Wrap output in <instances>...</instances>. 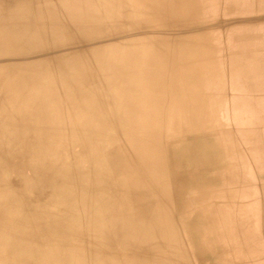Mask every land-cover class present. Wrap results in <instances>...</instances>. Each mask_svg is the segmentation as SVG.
<instances>
[{
  "label": "rangeland",
  "instance_id": "1",
  "mask_svg": "<svg viewBox=\"0 0 264 264\" xmlns=\"http://www.w3.org/2000/svg\"><path fill=\"white\" fill-rule=\"evenodd\" d=\"M82 1L0 0V224L2 228L16 229L11 231L14 234L9 235L10 240L1 239L4 242L0 241V250L5 244L19 247L12 252L15 264H37L27 253L33 243H24V239L40 238V242L46 240L50 246L57 245L58 237H52L47 227L42 226L34 234L35 226L41 221L56 220L58 223H54L62 232L60 237H66L75 219L82 218L84 222L105 216L102 219H126L127 222L135 219L138 206L151 199L150 190L141 196L135 187L141 180L149 179V174L145 175L146 167L141 177L135 170L141 165L138 155L144 145L148 148L147 156L154 155L150 147L151 129L163 128L159 117L162 115L165 119L167 108L162 107L167 104L166 93L171 92V87L165 91L163 69V75L159 72L161 78L148 86L145 104L146 108L151 107L152 115L160 105L157 117L152 118V123L150 119L142 123L138 118L139 106L145 100L138 87L135 44L150 35L173 46L171 62L176 61L177 52L182 50L184 65L195 67L199 79L195 89H200V108L204 110L203 114L197 110V122L201 125H197V131L202 134L211 128L215 132L230 116L236 125L248 127L239 130L237 135L248 143L255 169L264 167L261 140L264 104L251 106L242 102L241 99L249 96H238L235 88L240 75L260 74L264 80V33L255 36L257 44L252 41L253 48L245 42L250 26L264 22L254 11L264 8V0H136V5L147 7L138 16L134 14V0ZM22 27H26L25 31ZM125 48L129 50L128 58L123 57ZM146 57L143 55V64ZM163 58L158 57L159 61L152 58L148 65H159ZM224 72L226 75L229 72L228 82L224 81ZM227 83L235 92L230 97L226 93ZM192 96L191 92L185 99L192 102ZM189 111L194 114L193 110ZM205 116L212 123L210 127H204L208 124L202 121ZM205 135L206 139L213 138ZM218 135L225 138L217 140V148L224 152L225 147L230 148L236 158L230 143L233 135L229 131H220ZM56 168H63L64 172L61 174ZM262 180L263 175H255L257 185ZM259 189L262 219L256 218L255 205L254 217L250 219L236 214L230 220L231 216L223 213L234 236L226 237L224 232L221 237L218 226H212L210 234L218 240L211 242L213 250L204 256L197 253L196 239L186 229L193 221H202L205 225L196 216L198 209H178L179 218L171 219V224L176 238L183 244L187 264H264V186ZM153 209L151 203L145 218L151 216ZM214 219L216 223L221 220ZM143 234L132 242L137 249L148 241V233ZM154 236L161 239L155 232ZM81 237L80 234L78 238ZM237 242L241 251L233 248ZM127 246L126 241L119 243L113 261L121 255L123 264H132L134 258L128 259V252L123 256Z\"/></svg>",
  "mask_w": 264,
  "mask_h": 264
},
{
  "label": "bare ground",
  "instance_id": "2",
  "mask_svg": "<svg viewBox=\"0 0 264 264\" xmlns=\"http://www.w3.org/2000/svg\"><path fill=\"white\" fill-rule=\"evenodd\" d=\"M134 1H135L134 14L136 16L141 15V11L145 10L147 7L136 5V0ZM165 3L166 1L162 4L165 5ZM15 27L18 26L15 25ZM6 34L9 35L10 33L7 32ZM191 48L188 50H191ZM135 52L137 57L135 70L139 74L138 82H140L138 84V87L139 89L141 88L140 95L145 100V103L143 102L142 105L139 106V110L141 114L139 115L138 118L142 123L146 119H150L152 123L153 121L152 118L156 119L157 117V113L159 111L160 105L156 106L155 113L154 115H152L150 114L151 107L146 108L145 104H147L149 97L148 86L150 85L151 87L154 80L161 78L160 73L163 69H164L163 78L165 80V84H164L165 91H167L171 87L170 93L165 92L167 104L163 105L162 107L164 108L165 106V108H167L169 103L170 110L168 109L165 119L164 118L162 119V115L159 117L160 126L161 124H163V128L159 127L158 130L157 127H156L157 129L153 127L151 129L152 134L149 133L151 138H153V140L151 139L153 142L150 141V147L151 150L154 152L153 155L154 157L150 155L147 156L146 153L148 151V148L144 145L143 151L141 150L142 153L138 155V159L140 161L139 164L141 165L139 166L138 169L135 170V172L137 171L140 172V177H141L142 170L144 167H146L145 175L147 176L149 174L148 177L149 179L147 181L146 179L143 181L141 180L140 181L141 184L138 183V185H136L135 187L136 189H138V191L141 192V196H145L146 195L145 191L150 190L149 193L151 195V199L148 201V203L142 206H138L134 216L135 219L128 220L127 222L125 221L126 219H115V221H113L114 218L112 220L102 219L105 216L97 217L100 219L93 218L94 221H92V219L86 220L87 222L86 221L83 222V220H81L82 218L75 219L72 221L73 224H72V228L69 229L70 232L68 231L69 236L66 237H60L62 232L59 226L56 223H54V221L56 220H53L49 223H44L41 221L39 224L35 226L34 234L41 231L42 226L47 227L46 229L49 230V233L52 235V237H56V238L58 237V241H57L58 243L55 246H50V244H46L47 243L46 240H44V242H40L39 241L40 238L39 239L37 238L38 240L34 241L32 238L26 240L24 239V237H21L22 240L24 239L23 240L24 243H33V246L31 247L32 249L29 247L32 252L27 251V253L29 252L30 253L29 256L32 255L33 258L36 259L37 264H117V263L123 264L124 261L122 259V256L119 254L118 255L120 257L119 259H117V261H113L112 259V257H114V252L118 253L117 247L119 243L123 241H126L128 245L127 247H125L126 250L124 249L123 256L125 255L126 252H128L127 258L128 259L130 257L134 258L132 264H187L188 262L187 254L184 252L183 244L179 241V239L176 238L174 234V227L171 224V219L179 218L180 212L178 209L187 208V203H190L189 200L191 199V197L188 190L191 187L197 190L202 187V185H200L202 183V179L197 174L198 170H202L200 169V167H203L200 162L202 160L207 159L208 161L215 163V161L218 158L217 143H215V139L211 137H210L211 138L210 141L208 142L207 139L205 138L207 136L203 132L202 135L199 133V131H197L198 129L197 125L198 126L200 125L197 122L199 118L198 111H202L203 114L204 110L200 108V102H201L200 99L202 98L200 96L201 92H199L200 89L199 88L198 90L195 89L196 87L199 86V79L195 74L194 71L195 67L193 68V64L191 65L188 62L190 67L184 65L183 57H185V53H183L182 50H179L177 52V57L178 55L179 57L176 59V61L174 60L175 62L174 61L171 62V60H173L174 58V55H172L174 52L173 46L166 45V43H164V41L160 39V37L158 38L157 36H151V35L148 38H144L143 42H139V41L136 42ZM128 55H129V50L125 48L123 52V57L128 58ZM143 55L147 56L145 60V64H143L144 62ZM158 57H164L165 59L163 58V60L159 63V65H153V63H150L148 65V63L151 62L152 58L153 60L157 59V61H159ZM161 74L163 75V73ZM175 82H177L176 83L177 87H174ZM178 89L180 90V93H178L179 92ZM191 92L193 93L192 97H194V99L192 100V102H188L187 99L185 98H187V96H189ZM178 94H181L180 98H177ZM196 96L198 100L195 99ZM183 100H185L184 102L186 104L184 106L185 109H183L182 112L179 108V105L180 103H182ZM190 104H192V107H188L190 106ZM190 109L194 111L193 115L189 111ZM203 120L204 122L206 121L208 122V124L204 126L205 128L211 126L210 124L212 123L206 119V116L205 119H202V121ZM141 122L139 124H141ZM182 133L183 134L186 133L187 135H185L183 138H180V135ZM143 144H144V140H143ZM147 161H149L148 164H146ZM55 167H57V165ZM57 170L58 169L56 168V171ZM58 171L61 174L62 172H64L63 168L59 169ZM80 172H82L81 169ZM70 173H73V171H70ZM8 177H11V175ZM159 177L161 178L159 179ZM207 182L211 183L212 179H209ZM205 191L206 189L203 190L202 193H204ZM89 195L86 196L87 201L90 200L88 199ZM199 198L201 197L199 196L197 199ZM151 203L154 206L153 209L154 211L152 212L150 217L145 218L144 214H146L145 212L151 206ZM207 212L201 215H199V213L196 214V216L199 215L201 217L203 222H205V225H203L202 221H193L189 223L186 227L187 232H189V234L194 236L196 239V243H197L196 249H198L197 253L203 256L207 254V252L209 253L213 250V247L211 246V242L213 243V240H218L216 236L214 237L213 235L210 234V232H212L211 229L212 226L213 227L218 226L217 232L221 237L224 234V232H227L226 237L234 236L233 235L234 232H232V229L230 227V222L229 220L227 221V218L223 214L222 210H220V212H222L221 213L222 219L218 220L219 221V223L217 222L218 224L214 219V218H218L216 214H213V212L210 210ZM184 214H182L181 216H184ZM115 215H116L115 218H118L117 217L118 213H116ZM2 216H4V214ZM250 218L251 217H248L247 219ZM223 219H225V221ZM109 220L111 221L110 224L107 223ZM243 220L241 219L240 221ZM89 221L92 222L91 227H90L91 223L88 224ZM132 221H134L136 224L134 223L132 225L131 224ZM22 222L25 223L24 220H22ZM222 222H225L226 224L224 223L225 225H223ZM17 224L19 225V222H17ZM246 225H248V223H246ZM3 227L6 226L3 225ZM14 230L16 229H11L7 227L2 228L0 224V241L2 238H7L8 240H10L9 235L11 237V235L14 234L12 233L14 232ZM65 230L67 229L65 228ZM83 232H86V234L84 235ZM146 232L148 233L147 243L141 249H137L134 243L132 242H135V240L137 239L136 237ZM154 232L161 235L160 240H157L155 238ZM80 234L82 235V237L78 238ZM11 239L13 240L14 237ZM250 239H252V237H250ZM224 240L227 239L224 237ZM136 243L139 244V242ZM2 245L3 244H1V247ZM16 245H18V243ZM163 246H164V254L162 253ZM18 248L15 249V245L13 244L12 245L5 244V248L4 249L2 248L0 250V264H15V260H13L12 258V252L15 253L14 249L18 251ZM233 248L234 250L235 249L238 250L239 248V251H241L239 247V243L238 245H236V247ZM26 250L27 249H25L24 251ZM19 256L21 258V255ZM74 256L77 258L75 259Z\"/></svg>",
  "mask_w": 264,
  "mask_h": 264
},
{
  "label": "crops",
  "instance_id": "3",
  "mask_svg": "<svg viewBox=\"0 0 264 264\" xmlns=\"http://www.w3.org/2000/svg\"><path fill=\"white\" fill-rule=\"evenodd\" d=\"M254 11L258 16L261 15V19H264V8L261 9L262 12L256 9H254ZM250 27V35L245 42L246 44L249 43L250 47L253 48V45L257 44L255 36L262 35V33H264V22L261 21L257 24L253 23V25ZM227 74L228 75H226V72H224L225 82H228L230 79L229 72H227ZM253 75L255 77H251L249 74L240 75L239 79L236 80L235 88L237 90L236 93L240 97L249 96L245 100L240 98L242 101H245L251 106H258L260 103L264 104V80L259 76L260 74ZM226 86V93H228L229 97L233 93L235 94L233 89L229 87L228 83ZM178 91V93H180L179 89ZM180 96L181 94H178L177 98H180ZM184 101L185 100H183L179 105V108L182 112L186 104ZM168 109L170 110L169 103L167 112ZM226 122L227 123L223 124L222 128L216 130L215 132L210 128V130L206 129L203 131V133L212 136L213 139H215V143H217V140L219 141L225 138L224 135H218L220 131H229V133L233 135L230 137V143L233 145L236 158L233 157V152H230V148L225 147V152L221 149L217 150L218 158L215 163L210 162L207 159L202 160L200 162L203 166L200 167L202 170H198L197 173L202 179V183L200 184L202 187L198 190L191 187L188 190L191 199L189 200L190 203H187V207L197 208L198 211H196V214L199 213V215L205 214L210 210L213 212V214H216L218 217L217 219H222V212L231 216V219H234L236 214H240L242 217H254L252 210L253 206L255 205L254 208H257L258 212V214L256 212V217L262 219L263 216L261 209L263 210V204L260 200L261 190L259 188L264 186V180H262L261 184L257 185L255 183V175L261 174L264 176V167L255 169V159L248 153V151L251 153L248 143L245 144L242 141V138L237 135L239 130H247L248 127H245L242 124L236 125L233 121H231L230 116ZM185 135L187 134L182 133L180 138H183ZM207 139L209 140L210 138ZM261 140L262 144H264V137H262ZM238 155H240V159H238ZM209 179H212L211 183L207 182ZM256 187L257 189H255ZM205 189L206 191L202 193V191ZM255 190L259 193L258 195ZM199 196L201 198L197 199ZM220 210H222V212H220ZM246 212L249 213L246 214Z\"/></svg>",
  "mask_w": 264,
  "mask_h": 264
}]
</instances>
